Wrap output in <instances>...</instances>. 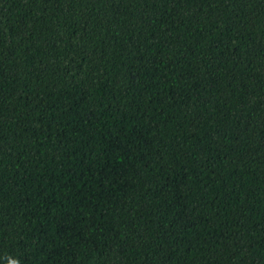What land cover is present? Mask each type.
<instances>
[{
	"label": "trees",
	"instance_id": "trees-1",
	"mask_svg": "<svg viewBox=\"0 0 264 264\" xmlns=\"http://www.w3.org/2000/svg\"><path fill=\"white\" fill-rule=\"evenodd\" d=\"M264 264V0H0V264Z\"/></svg>",
	"mask_w": 264,
	"mask_h": 264
},
{
	"label": "clouds",
	"instance_id": "clouds-1",
	"mask_svg": "<svg viewBox=\"0 0 264 264\" xmlns=\"http://www.w3.org/2000/svg\"><path fill=\"white\" fill-rule=\"evenodd\" d=\"M7 264H19V260L18 259H9L7 261Z\"/></svg>",
	"mask_w": 264,
	"mask_h": 264
}]
</instances>
